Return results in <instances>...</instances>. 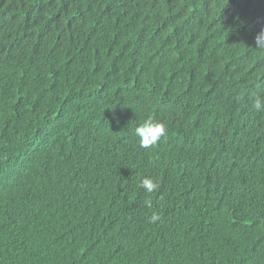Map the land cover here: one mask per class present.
<instances>
[{
	"label": "trees",
	"instance_id": "trees-1",
	"mask_svg": "<svg viewBox=\"0 0 264 264\" xmlns=\"http://www.w3.org/2000/svg\"><path fill=\"white\" fill-rule=\"evenodd\" d=\"M262 29L264 0H0V264H264Z\"/></svg>",
	"mask_w": 264,
	"mask_h": 264
},
{
	"label": "clouds",
	"instance_id": "clouds-1",
	"mask_svg": "<svg viewBox=\"0 0 264 264\" xmlns=\"http://www.w3.org/2000/svg\"><path fill=\"white\" fill-rule=\"evenodd\" d=\"M255 43L257 47L264 48V29H262L255 37ZM253 108L257 112H264V100L257 97L254 100ZM167 134L166 126L161 122H154L149 119L143 124L139 125L135 129V136L138 138L140 147L150 148L157 144V142ZM140 187L145 190L146 193H154L158 190L159 185L150 177H145L141 180ZM146 206L151 207V200L145 201ZM161 218L157 213H153L149 219L150 223H155Z\"/></svg>",
	"mask_w": 264,
	"mask_h": 264
}]
</instances>
